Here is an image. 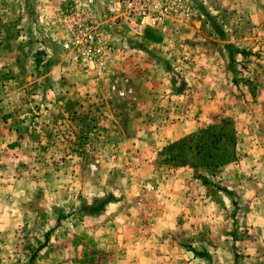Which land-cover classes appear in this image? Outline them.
I'll list each match as a JSON object with an SVG mask.
<instances>
[{
    "label": "rangeland",
    "instance_id": "rangeland-1",
    "mask_svg": "<svg viewBox=\"0 0 264 264\" xmlns=\"http://www.w3.org/2000/svg\"><path fill=\"white\" fill-rule=\"evenodd\" d=\"M68 1L0 0V152L6 153L0 158V264H81L79 254L66 252L65 231L75 228L69 219L79 222L87 212L93 218L105 211L106 202H117L125 211L128 205L136 230H153L154 225L167 233L141 239V252L129 256L132 262L142 264L147 258L150 240L157 247L152 263L264 264V246L255 235L257 209L264 205L252 203L246 191L239 200L229 188L241 185L245 177L252 179L229 170L239 166L235 151L228 164L188 167L198 195L214 204L201 202L199 222L191 220L197 211L186 201L178 210L186 218L177 214L165 225L148 223L149 214L155 216L161 205V184L173 175L181 177L180 168L162 163L164 146L157 137L177 139L182 128L191 134L197 125H219L229 118L234 137H250L241 145L253 147V155L258 147L264 166V93L256 87L263 83L252 76L257 63H229V53L235 51L225 44L251 31L245 2L188 0L195 17L184 24L168 21L138 32L115 30L107 77L96 81L59 48L55 22ZM113 79L118 86H130L132 95L120 98L109 92L107 80ZM243 113L252 122L235 125L246 121ZM15 127L33 147L21 155L5 149L13 134L7 129ZM137 133L152 135L158 143L147 142L145 156L129 159L125 140ZM224 146L232 145L227 141ZM171 186L176 194L177 186ZM254 194L256 190L249 192ZM214 248L215 261L190 252L208 254ZM104 255L97 254L103 261Z\"/></svg>",
    "mask_w": 264,
    "mask_h": 264
},
{
    "label": "crops",
    "instance_id": "crops-1",
    "mask_svg": "<svg viewBox=\"0 0 264 264\" xmlns=\"http://www.w3.org/2000/svg\"><path fill=\"white\" fill-rule=\"evenodd\" d=\"M240 1L243 3V6L245 2V17L246 20L249 21L251 31L241 32L238 35L233 36L232 39L234 40L229 39L225 42V44L233 46V50H231L232 52L235 51L232 53L233 61L238 62L242 60L241 64L246 66L249 65V59H255L257 65L255 73L252 76L255 77L256 82L258 80L260 83H263L262 85L257 84L256 87L257 89L260 88L259 91H261V93H264V0ZM56 2L54 3L55 5L58 4ZM254 50H256V53L253 55L252 52H254ZM247 69L242 70V72H249ZM249 75L251 76V72H249ZM241 115L244 116L246 121L240 120L239 124L235 123V125L242 127L245 123L248 124L252 122L253 119L249 118L246 113ZM200 126L201 125H197L196 127L191 128V131L189 132L196 131V129ZM184 129L185 128L181 129V133L177 139L188 133L187 131H183ZM7 130V132H13L11 136L9 135L5 143V149H7V151H14L16 155H21L23 152H28L31 148H33L29 144V137L27 134H21V130L19 131L16 127L10 131L9 129ZM163 137V139L162 137H157L158 141L161 140V146H165L167 140H171L170 143L177 140L168 139L170 135ZM246 138L250 137H246L242 134L235 140L236 144L234 151L235 156L239 158V166H234V171L231 168L229 170H231V172L236 171L239 174H248L252 179L245 177L241 182V185L235 183L231 184L229 188L235 192V194L239 197V200H243L244 193L246 191L248 192V197L252 203H260V205L262 203L264 205V178L262 177V175H264V166L260 163L261 158H259L258 153H256V150H259L258 147H255V155H253V153H251L254 151L253 147H246L243 144L241 145V142H245ZM125 141L127 142L125 144L126 148L129 150L128 155H131L129 156V159H133L136 156H139V154H141V156H145L142 153H144L143 149L145 146L149 144L147 142L151 143V141H154L155 143L157 140L152 139V135H145L143 137L142 134L137 133L131 134V136ZM240 148H242L241 151H239ZM147 153L149 154V152ZM4 154L6 153L1 151L0 158H3V156H5ZM262 160L264 162V158ZM223 168L227 169L226 166ZM169 172L171 173L172 171ZM191 172L192 169H189L188 167L180 168L177 172L178 175H181L179 179H176V176L173 175L171 179L168 177V179L161 184L160 187L162 192L157 195L159 199L161 198V201H158L161 202V205L158 209H156L155 216H153L154 214H149L150 222L148 223L154 224V222L159 221L162 223L161 225H165L166 222L175 220V216L177 214L186 218V214H183L184 210L181 212L178 211L185 208L186 201H190L194 206V211H197L193 214V216H190L191 220L193 222H199L201 218L199 217V206L204 202H207L209 205H214L213 203H210V197H208L207 200H204V198L198 195V183L195 181L190 182L191 180H189ZM163 185L167 187H164ZM171 185L177 186L176 194L170 192L171 188L173 190ZM194 189L195 191L190 192V190ZM251 190H256V194L250 196L249 192ZM116 203L117 202H106L104 204L105 211L102 210L93 218L87 214L88 212L85 214L81 213L79 222L78 220H75L78 225H76L75 221L72 220V216L71 219H69V226L75 228L72 229L74 231L70 229L65 231L64 236L67 238V241L65 242V248L67 249L66 252L71 255L79 254V258H81L82 262L81 264H141L139 260H134L133 262L130 261L129 256L133 253L141 252L140 245L142 241H145L147 238L152 239L154 237L167 235V233L162 232L165 231L164 228L158 229L155 228L154 225L153 230L149 227L144 230H136V216L131 213L129 206L127 205L128 210L125 211L124 208H120L119 204ZM173 205H178L177 207L180 209H177L176 207L174 209H177L176 211L171 210ZM255 218L257 221V231L255 235L258 237L259 242L263 243L264 246V206L257 209V217ZM77 226L78 228H76ZM253 230H255V227ZM190 231L193 234L197 233L196 231H192V229H190ZM143 238L145 239L141 240ZM145 245L148 251L145 252V254L148 256L142 264H167L163 261H160L159 263H152L150 261V255H152L157 247L155 245V248L153 243L150 244V240H147ZM152 246L155 249L153 248L150 250V247ZM146 247L144 246L143 248L145 251ZM95 248H97V251H93ZM215 250V248L211 251L208 250L209 257H212L214 261L217 259L215 255H212L216 253ZM94 253H96V255H94ZM101 253L105 254L104 261L103 257L99 258V256H97V254Z\"/></svg>",
    "mask_w": 264,
    "mask_h": 264
},
{
    "label": "built area",
    "instance_id": "built-area-1",
    "mask_svg": "<svg viewBox=\"0 0 264 264\" xmlns=\"http://www.w3.org/2000/svg\"><path fill=\"white\" fill-rule=\"evenodd\" d=\"M193 17L188 0H70L62 6L54 29L60 50L83 74L103 81L114 52L110 37L115 30L138 32L168 21L184 24ZM117 82L107 80V90L130 97L132 88Z\"/></svg>",
    "mask_w": 264,
    "mask_h": 264
},
{
    "label": "trees",
    "instance_id": "trees-1",
    "mask_svg": "<svg viewBox=\"0 0 264 264\" xmlns=\"http://www.w3.org/2000/svg\"><path fill=\"white\" fill-rule=\"evenodd\" d=\"M228 62H233V56L230 53ZM231 122L232 120L229 118H224L219 122V125L198 127L195 132L186 134L169 145L162 147L161 151H164L163 154H160L162 163L176 169L183 167L215 168L228 164L230 158L234 157L236 140ZM224 127H229V129L224 130ZM227 141L232 145L230 148L224 146ZM218 145L224 150L222 154L218 152ZM47 238V235H45L44 243ZM43 244L38 248H42ZM190 252L195 257L208 258V254L204 251L190 249Z\"/></svg>",
    "mask_w": 264,
    "mask_h": 264
}]
</instances>
